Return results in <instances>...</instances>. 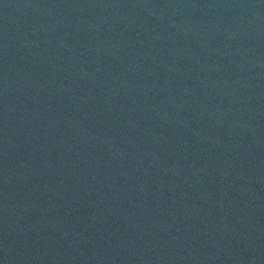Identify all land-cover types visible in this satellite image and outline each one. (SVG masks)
Listing matches in <instances>:
<instances>
[{"label":"water","instance_id":"water-1","mask_svg":"<svg viewBox=\"0 0 264 264\" xmlns=\"http://www.w3.org/2000/svg\"><path fill=\"white\" fill-rule=\"evenodd\" d=\"M0 264H264V0H0Z\"/></svg>","mask_w":264,"mask_h":264}]
</instances>
